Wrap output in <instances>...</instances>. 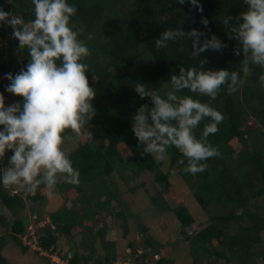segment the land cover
Returning <instances> with one entry per match:
<instances>
[{"label":"trees","instance_id":"16d2710c","mask_svg":"<svg viewBox=\"0 0 264 264\" xmlns=\"http://www.w3.org/2000/svg\"><path fill=\"white\" fill-rule=\"evenodd\" d=\"M69 2L77 5L72 21L77 28H83L79 38L90 49L85 62L89 65L86 76L93 89L88 97L93 111L82 128H90L91 134L89 141L82 142L70 129L66 130V136H72L75 142L74 148L66 153L78 169L76 183L60 180L63 175L57 174L54 191L50 193L42 182L35 195L26 191L27 185L23 189L20 185H0V226L8 231L0 237V264H15L3 253L8 238L21 254L34 253L37 257L33 261L39 260L40 251L24 239L26 236L32 241L33 235L30 220L23 217V212L27 199L33 204H45L54 193L62 202L53 212L45 214L50 216L51 223L39 228L37 244L47 250L54 246L56 251L61 240L63 246L66 243L72 247L76 230L80 240L72 248V255L70 251H57L68 264H113L126 260L130 264H175L166 256L157 257L160 251L150 235L149 225L141 224L144 237H129L128 219L132 212L120 206L127 204L112 176L117 173L129 183L145 172L152 173L160 186L150 195L151 204L158 212H169L177 218L193 264H264V82L259 78L264 67L250 61L244 63L246 54L234 31L240 14L248 7L244 0H201L203 12L190 8L187 0L184 4L178 0ZM0 4L5 10L21 15L26 23L35 18L32 0H14L12 4L0 0ZM202 16L207 18V25L201 23ZM193 28L204 32L200 43L214 34L222 41V47L196 53L190 35L170 38L162 48L155 46L165 30L187 33ZM12 33L11 26L0 27V92L5 98L8 96L5 85L10 81L4 74H16L30 61L27 46L21 48L17 37L14 36L16 47L7 49ZM237 48L239 55L233 51ZM193 67L204 71H237L244 83L235 92H228L222 85L214 99L188 88L177 89L171 77L179 76L181 68ZM141 83L163 99H168L169 93L192 96L223 113L219 131L208 137L219 148L220 155L207 158L204 171L194 175L186 172L187 158L174 145L166 149L170 159L167 171L162 168V160L143 152L146 143H138L132 131V118L142 105L153 108L154 101L147 95L141 97L135 90ZM13 97L23 100L15 94ZM209 119L205 117L193 129L197 138ZM148 123H153L150 116ZM12 154V150H7L0 157V164L10 166ZM43 171L37 178H42ZM174 171L208 214L207 221L199 222L183 202L171 181ZM130 190L135 192L136 188ZM112 226L122 228V235L128 238L126 246L120 240L108 238Z\"/></svg>","mask_w":264,"mask_h":264},{"label":"clouds","instance_id":"9594fccd","mask_svg":"<svg viewBox=\"0 0 264 264\" xmlns=\"http://www.w3.org/2000/svg\"><path fill=\"white\" fill-rule=\"evenodd\" d=\"M5 2L12 4L14 0ZM178 2L184 4L186 0ZM32 3L35 18L30 23H26L16 12L5 10L0 4V27L5 24L11 26L12 35L19 39L20 47L27 46L30 53L26 68H21L16 74H4L10 81L5 85V91L23 97V100L5 104L4 93L0 92V157L7 150L13 152L9 158L13 167L0 172V185H20L22 189L27 185L26 191L35 195L42 182L50 193L54 191L57 174H62L67 182L78 181V169L73 166L63 143L69 129L79 141H89L91 129L82 128V125L93 111L88 100L93 89L86 76L89 65L85 58L90 54V49L85 40L79 38L83 28H77L72 21L78 11L77 5L69 0H32ZM187 3L190 8L195 7L203 12L201 0H187ZM244 3L248 7L240 14L238 28L234 31L246 54L244 63L250 61L264 67V0H244ZM224 22L227 24L228 20ZM201 23L207 25V18L202 16ZM184 35L194 38L192 44L196 53L222 47V41L214 34L211 39L200 43L199 38L204 32L195 28L187 33L165 30L162 38L155 41V46L162 48L168 39ZM233 51L236 55L240 54L238 48ZM58 60L60 63H57ZM180 73L171 77L177 89L188 88L213 99L221 92L222 85L226 86L228 92H235L244 83L239 72L227 69L204 71L194 67L187 70L181 68ZM259 78L264 82V73ZM135 90L141 97L147 95L154 101L153 108L142 105L132 118V131L138 143H146L144 153L163 159L167 146L174 145L187 158L184 170L193 175L207 168V158L220 155L219 148L208 141L210 134L219 131V124L224 119L220 110L187 95L177 97L169 93L168 99H163L142 83L137 84ZM177 100V104L170 103ZM149 116L152 124L148 123ZM205 117L210 118L209 122L197 138L193 129ZM171 120H175L176 124L169 123ZM181 163L184 161L181 160ZM42 169V178H37ZM47 216L46 223L30 230L32 241L26 236L24 239L33 249L40 251V257L46 258L47 264L51 261L52 264H68L57 251H70L72 255V248L78 244L65 250L60 240L56 244V251L54 246L47 250L37 244L39 228L51 223L50 216Z\"/></svg>","mask_w":264,"mask_h":264},{"label":"rangeland","instance_id":"374dc122","mask_svg":"<svg viewBox=\"0 0 264 264\" xmlns=\"http://www.w3.org/2000/svg\"><path fill=\"white\" fill-rule=\"evenodd\" d=\"M11 41L7 42V49L11 47H16L17 43L13 35L10 36ZM9 50H7L8 54ZM6 57L4 56V59ZM7 96V95H6ZM18 99L13 97L12 93L8 92V96L5 98V104H10ZM75 142L73 137L70 135L66 136V139L63 143L64 150H71L74 148ZM162 160V168L167 171L170 169V159L165 156ZM13 167L4 166L0 164L1 172L5 171L7 168ZM129 172V171H128ZM171 181L179 194L182 197L183 202L189 207L191 212L197 218L199 222L207 221L208 214L203 210V208L198 204L190 189L184 182V180L179 177L175 171L172 172ZM63 178L60 177V180ZM112 179L118 182V186L122 191L121 197L126 202L127 206H124L123 203L121 207L127 208V212L131 211L132 214L128 219L131 236L144 237V232L142 231L141 224L149 225L150 235L153 238L154 243L159 248L160 254L157 257L166 256L167 258L173 259L175 264H193L189 252V246L186 242L182 241L180 234L181 225L177 218L169 212L160 213L156 208L151 204L150 195L155 194L156 190L160 187L153 180V174L150 172H145L141 174L135 181L125 183L122 181L117 173H114ZM136 188L135 192H132L130 188ZM51 199L47 200L45 204H33L31 200H26V209L23 212V217L30 220V230L36 229L39 225H42L44 221L48 220L47 211H53L54 208H58L61 198L57 193H54ZM78 205L81 207V202L78 201ZM80 207L78 209H80ZM2 209L0 206V213ZM38 211V212H37ZM37 212V213H35ZM111 221V219H110ZM46 223V222H44ZM1 225V224H0ZM114 225V224H111ZM74 232V237L71 242V246L78 244L80 240V234ZM129 232V233H130ZM123 230L121 227H114L108 230V238L120 240L123 246L128 241V238L122 235ZM4 234H7V230L4 226H0V237ZM7 243H4V255L10 259L15 264H47L46 258L40 257L38 261H33L36 254L31 253L28 255L21 254L19 248L14 246L10 238L6 239ZM2 239H0V242ZM62 246V243L60 244ZM64 246V249L67 250V244ZM62 248V247H61ZM127 253V252H126ZM51 258L50 256H48ZM61 259V258H60ZM62 260V259H61ZM52 264V261H51ZM63 264V263H61ZM122 264H129V261H123ZM152 264V263H151Z\"/></svg>","mask_w":264,"mask_h":264},{"label":"built area","instance_id":"2783aa9c","mask_svg":"<svg viewBox=\"0 0 264 264\" xmlns=\"http://www.w3.org/2000/svg\"><path fill=\"white\" fill-rule=\"evenodd\" d=\"M129 261V260H128ZM123 263V261H119L117 264H122ZM129 264H130V261H129Z\"/></svg>","mask_w":264,"mask_h":264}]
</instances>
